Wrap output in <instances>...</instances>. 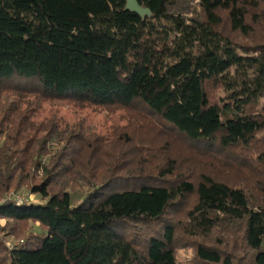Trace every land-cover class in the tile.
<instances>
[{
  "label": "trees",
  "instance_id": "obj_1",
  "mask_svg": "<svg viewBox=\"0 0 264 264\" xmlns=\"http://www.w3.org/2000/svg\"><path fill=\"white\" fill-rule=\"evenodd\" d=\"M138 2L151 16L127 11V0H0V100L24 91L92 107L138 103L194 148L250 147L264 132V40L240 44L224 28L250 39L264 26V0H199L197 17L187 16L184 0ZM208 85L227 100L211 102ZM8 142L0 152L1 198L31 176L18 139ZM70 172L43 170L29 185L41 202L0 201V219L45 229L10 249L1 245L8 264H179L170 208L194 192L187 214L194 234L239 224L254 264H264V194L253 205L243 188L208 176L174 190L114 165L104 179L87 170L91 187L73 202L66 189L53 193L54 174ZM132 183L141 188L119 189ZM196 252L206 264H234L220 249L199 244Z\"/></svg>",
  "mask_w": 264,
  "mask_h": 264
},
{
  "label": "rangeland",
  "instance_id": "obj_2",
  "mask_svg": "<svg viewBox=\"0 0 264 264\" xmlns=\"http://www.w3.org/2000/svg\"><path fill=\"white\" fill-rule=\"evenodd\" d=\"M184 2L187 16H201L197 9L199 0ZM228 28L225 26L224 30L240 44L251 45L264 40L261 23L250 39L231 33ZM14 90H18L17 87ZM207 91L210 101L217 105L227 100L220 87L208 85ZM250 112H256V107ZM16 139L20 142L18 148L23 149L20 157L31 178L28 176L20 187L15 184L0 201L21 197L41 202L39 196L30 193L29 185L42 179L44 169L56 173V167L61 165L71 172L61 179L54 174L53 193L66 189L73 202L81 201L91 187L83 181L87 170L97 168L99 178L104 179L114 165L135 174H147L156 183L164 181L174 190L182 183L196 188L201 177L208 176L231 187L243 188L253 205L259 203L264 194V163L260 159L264 153V132L257 134L250 147L194 148L182 137L168 134L162 121L138 103L130 108L92 107L67 99H47L36 92L7 93L0 100V152L5 143L10 144L8 140ZM37 163L40 170L34 166ZM123 188L139 190L141 184L119 187ZM196 202L195 192L185 193L175 199L170 208V219L177 228L174 247L178 263L206 264L198 259L196 252V247L204 244L220 249L223 259L230 258L234 264H254V253L243 243L241 225L224 223L228 232L216 230L208 237L194 234L187 224V214ZM136 229L142 233L143 227ZM44 231L39 223L0 219V251L1 245L10 249L20 240ZM0 264H8L7 257H1Z\"/></svg>",
  "mask_w": 264,
  "mask_h": 264
},
{
  "label": "water",
  "instance_id": "obj_3",
  "mask_svg": "<svg viewBox=\"0 0 264 264\" xmlns=\"http://www.w3.org/2000/svg\"><path fill=\"white\" fill-rule=\"evenodd\" d=\"M127 11H131L145 18L147 16H151V11L147 8L142 7L138 0H127Z\"/></svg>",
  "mask_w": 264,
  "mask_h": 264
},
{
  "label": "built area",
  "instance_id": "obj_4",
  "mask_svg": "<svg viewBox=\"0 0 264 264\" xmlns=\"http://www.w3.org/2000/svg\"><path fill=\"white\" fill-rule=\"evenodd\" d=\"M19 202H21V197H15Z\"/></svg>",
  "mask_w": 264,
  "mask_h": 264
}]
</instances>
